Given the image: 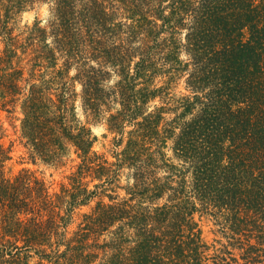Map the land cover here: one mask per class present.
Returning <instances> with one entry per match:
<instances>
[{"label": "trees", "instance_id": "16d2710c", "mask_svg": "<svg viewBox=\"0 0 264 264\" xmlns=\"http://www.w3.org/2000/svg\"><path fill=\"white\" fill-rule=\"evenodd\" d=\"M1 110L28 162L79 163L58 190L7 176L0 123V264H207L198 215L218 264H264V0H0Z\"/></svg>", "mask_w": 264, "mask_h": 264}, {"label": "rangeland", "instance_id": "374dc122", "mask_svg": "<svg viewBox=\"0 0 264 264\" xmlns=\"http://www.w3.org/2000/svg\"><path fill=\"white\" fill-rule=\"evenodd\" d=\"M48 17L49 12L47 7L25 11L17 19L18 23L16 33H19L21 30L25 29L26 26L32 25L37 18L43 20V23H45ZM185 34L186 31L184 30V33L182 34L183 39L185 38ZM79 90L80 87L78 86L77 91ZM173 93L177 96H180L181 94H188L189 92L186 89L185 82L183 81L179 83L173 89ZM77 114L79 119H81L85 123H89V127L93 132V136L97 137L94 150L100 153H106L111 161L114 160L110 153V150L113 147L114 136L109 134L107 127L104 124L95 122L92 118L87 117L79 100L77 101ZM20 116L21 115L19 113L15 114V117L17 118ZM0 123L3 124V127L5 129V137L3 138L2 142L7 148H12L11 156L13 157V159L10 160L7 164V176L13 177L21 169L28 168L36 172L39 177L45 178L47 181L53 183V189L58 190L59 184L65 180V177L68 176L75 169V166L79 163V159L74 153V150L71 152L68 160H66V165L63 168L56 169L41 163L35 165L28 162V153L25 147L21 144L20 140H18L16 127L18 129L20 121L17 120L12 124L10 118L8 117V113L5 110H1ZM126 179L127 178L124 177L122 180V185L124 186L127 184ZM119 194L121 196H124L125 191L119 190ZM103 200L109 201V197L106 196ZM94 205H96V202L92 203L89 207H84L81 210L76 211L69 226L70 232L76 229L77 225L82 220V215L85 213H89ZM197 221L199 222V228L202 231L203 240L208 247L207 264H218L216 257L221 252L223 246H228V241L222 235L219 226L216 225L215 221L211 217H200L198 215ZM236 256L239 257L237 252ZM35 262L36 260H33L32 264H35Z\"/></svg>", "mask_w": 264, "mask_h": 264}]
</instances>
